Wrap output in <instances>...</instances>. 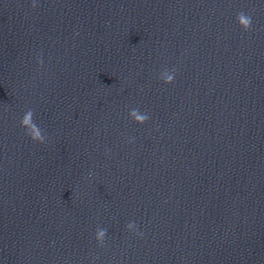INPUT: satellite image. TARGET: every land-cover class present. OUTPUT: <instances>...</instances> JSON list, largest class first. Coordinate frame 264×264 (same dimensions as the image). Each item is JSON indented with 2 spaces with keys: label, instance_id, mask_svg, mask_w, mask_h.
Listing matches in <instances>:
<instances>
[{
  "label": "clouds",
  "instance_id": "obj_1",
  "mask_svg": "<svg viewBox=\"0 0 264 264\" xmlns=\"http://www.w3.org/2000/svg\"><path fill=\"white\" fill-rule=\"evenodd\" d=\"M33 7H34V5H33ZM238 18L241 20V23L243 24L244 29H245V30H248V29L250 28V26H251V18L248 17V16L245 17L243 13H239V14H238ZM173 80H174L173 77L170 76V77L168 78V80L166 81V83H172ZM30 115H31V113H29V116H30ZM138 119H139L140 123H143V122L147 119V117H140V118H138ZM24 123H25V124L28 123V117L25 118ZM103 235H104V233L101 232V233H100V236H103Z\"/></svg>",
  "mask_w": 264,
  "mask_h": 264
}]
</instances>
